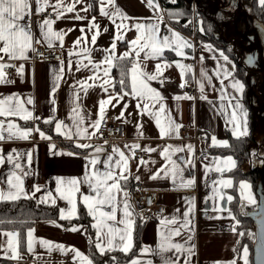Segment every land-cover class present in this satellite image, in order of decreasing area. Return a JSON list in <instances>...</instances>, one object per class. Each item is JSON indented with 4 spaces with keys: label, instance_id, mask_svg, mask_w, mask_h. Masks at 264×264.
Masks as SVG:
<instances>
[{
    "label": "crops",
    "instance_id": "crops-1",
    "mask_svg": "<svg viewBox=\"0 0 264 264\" xmlns=\"http://www.w3.org/2000/svg\"><path fill=\"white\" fill-rule=\"evenodd\" d=\"M48 2L50 5L58 4V0H48ZM231 2L232 0H218L222 7L225 4V10L228 9V5H231ZM30 3L31 15H26L20 23L31 28L33 35L32 48L37 40L40 41L42 46L49 47L41 33L43 21L49 19L53 22V31L63 33L62 42L60 39L53 37V46L49 47L54 51L60 52L62 59L48 63L39 60L34 61L32 58L33 50L28 51V59H9L7 55L0 53V57H3L0 63L13 65L11 67L15 70L14 79L7 80L10 83H0V99L14 96L16 99L10 101L13 106L19 105L23 109L32 112L33 117L41 118L25 121L19 116H0V121H3L5 128L3 134L4 136L8 135L6 131L7 124L12 122L20 129H33L38 126L40 130L50 137L43 126L46 124L43 120L51 118L54 131L56 122L62 121L65 125L71 127V131L75 132L74 119H82L83 124L81 127H87L90 133L96 132V135L90 140L78 139L75 136L72 139H67L55 132L59 136L57 140L53 138L42 139L39 133L33 131L28 139L0 140V155L4 158L3 163H0V189L7 190L10 178L14 184L22 182V187L32 199L39 202L42 198L47 197V202L44 204H53L51 201L55 200L59 215L61 216V210H63L64 215L68 217L72 205L66 199L60 198V193L56 191L57 180L76 179L80 181L77 185L79 193H73L76 213L71 218L63 219L73 220L78 216L79 202L81 201L85 205L80 194L95 195V193H91L88 184L84 183L86 172L94 181L100 179L95 177L93 173L95 169L104 170L103 162L108 155L112 154L114 146L124 151L126 155H130L129 149L124 146L126 144H139L141 148H152L155 151H142L146 154L145 158L135 154L134 158L128 162L126 175L128 179H132L133 187L158 191L160 201L166 206V213L158 216L151 214L141 217L139 209L129 203L127 198V202L130 204V211L133 213L131 219L134 221L131 228L132 246L127 252L115 251L130 253L134 248L137 215L141 218L144 228L141 233V247L126 264H131L132 260H137L138 264H149V262L150 264H164L166 258L176 259L178 254L175 250L163 254L158 252V246L163 242L164 234L170 235L172 242L182 244L185 249L192 248L191 264H231L233 261L235 264H244L243 250L239 253L236 251L241 236L239 233L241 232L239 230V221L230 207L232 201L227 202L226 205L229 211H214L215 208L225 205L227 196H232L230 190L234 185V181L233 178L228 176V173L236 167V160L232 157L235 161V166H233L226 159L230 156H217L209 151L212 147L224 146L219 142H227V132L233 135V124L229 120L234 108L228 105L227 99L221 100V79H223L225 90L234 95L243 105L247 115L240 114L238 122L246 125V135L250 131L248 110L244 101L245 85L234 74L236 66L234 60L227 56L230 63H226L220 56L222 51L210 43H204L201 49H197V44L191 35L169 23L159 0H153L152 7H149L148 0H115V6L128 17V19L124 20L119 17L102 16L100 14L99 0H79V3H75V0H63L65 6L75 3L73 12H63L62 7L59 9L46 7L43 12L37 13L35 0H30ZM57 10L63 12L59 17L56 14ZM106 10L112 12L115 9L108 7ZM45 12H48L52 17L46 16ZM77 15L83 17V19H77ZM93 18H95L94 23L99 26V34L96 36L95 44L92 43V37L97 32V29L92 26ZM137 23L146 25L158 24L161 37L164 35L171 37L172 32L169 31L171 29L187 41V45L183 48L186 53L185 57H179L174 51L169 49H165L158 59L145 60L144 53L141 52L140 54L141 65H146L144 70L148 73H154L158 63L162 66L168 65L167 67H162L160 79H163V84L157 81H151L150 83L164 97L163 103L167 113L182 127L178 130L179 138H169L168 136L161 138L155 120L150 118L148 114L141 115L138 111V100L130 95L124 96L119 103L113 100L112 104L105 106V116L106 119L120 116L121 110L127 104V109L124 111V119L127 122L125 123L121 120L126 125V139L107 143L100 140L99 132L90 127V125L99 118V101L108 99L110 93L115 95L121 92L115 91L109 85H105L108 88V92H105L99 86L104 77V69L107 67V64L102 63V61L109 55L108 50L111 49L114 41L116 47L112 53L115 57L113 64L117 59H121L124 52L130 50V42L136 39L138 35L134 27ZM121 24L123 27L118 29L117 25ZM81 29H84V31L81 32ZM118 32L121 36L120 39H116ZM81 37H83L81 44L74 47V41ZM206 46H210L211 50ZM69 53H72V55H69ZM166 53H170L174 60L164 59L163 56ZM134 56L135 53L133 52L128 58L133 59ZM88 57L91 58L93 63L100 65L99 69L94 68L89 63ZM189 57L193 58V62L185 63L184 59ZM61 61H63V71H61ZM69 61H71V64H69ZM77 61H80L79 71H77ZM177 62L191 66L190 71H185L183 82L184 84L191 82L196 92L187 93L180 87L182 83L181 69L176 66ZM84 65H87V67H84ZM21 67L23 68L22 73L18 71ZM223 68L230 72V76L227 79L223 76L217 78V73L221 72ZM0 71H3V69H0ZM202 72L206 74L207 78H202ZM57 75L61 76V79L56 82L59 86L53 94L52 89ZM93 76L97 78L95 80L88 79ZM110 77L113 84L112 70ZM209 79L211 83H209ZM233 80H238L243 84L242 92H237L231 87ZM77 81H86V85L93 86H85V91ZM201 83L204 85L203 93L200 88ZM78 89L79 98H77ZM126 91L131 92L130 75L129 86ZM176 96H187L193 99L176 100L174 98ZM29 99L32 100L31 104L28 103ZM53 99H55V104L51 102ZM148 103L151 104L150 101ZM235 103L236 100H233L232 104L234 105ZM141 106L143 107V102ZM74 108L77 109L76 113L73 112ZM158 108L159 105L157 104L156 109L153 110H158ZM165 115L161 114L162 123L165 122ZM137 125H142L139 131ZM183 127L189 129L192 134L200 133L208 136V141L196 145L193 142L182 140L180 130ZM61 131L65 132L68 129L62 127ZM140 133H143L142 137ZM213 137L218 141L216 145H213ZM62 141L74 144L77 141L79 143H90L95 146H103L105 150L96 154L99 156L100 162L90 166L86 157L94 152V148L86 154L54 155L53 152L75 153L62 146ZM51 145H55V148L52 149ZM169 145L172 146L169 150L171 158L180 164V169L178 170L180 174L176 175L175 182L171 175V165L165 159L167 154L162 155V150ZM188 145H192L191 152L187 148ZM177 148H181L183 151H175ZM202 152L208 154V159L197 161L198 156ZM10 154L13 156L11 161L7 159ZM116 159H119V157L114 156V161ZM141 159L147 163L140 164ZM17 163L21 165V168L15 167ZM166 165L168 175H165V172H159V176L156 179L151 178L152 175L165 168ZM218 168L223 170L217 171ZM116 172L119 173L120 169H116ZM17 177L20 179L17 180ZM136 177H139V181H137ZM189 179H194V184L181 187V182L186 183ZM222 180H231L232 184L230 186H222L220 184ZM124 181L126 180L120 181L121 187ZM109 183L111 182L109 181ZM241 183L250 185V189L243 190V199L241 197ZM37 187H39L40 191H35ZM67 187L66 183L61 185V191H65ZM113 191L115 192V190ZM237 191L243 205L254 204L248 199L249 194L254 199L252 185L249 182H240ZM32 193H34V196H32ZM49 193H51V196H48ZM218 193L225 195V201L219 199ZM125 199L123 192L116 193L118 202L116 204L117 221L123 218V203ZM245 200H247V204ZM98 207L101 211H111L108 205ZM185 212H188V216L184 215ZM90 217L92 218V225L101 219L99 212L96 213V219H93L92 216ZM162 219L165 220L163 224L161 223ZM117 221H107V224H115L118 228H124V225L117 223ZM167 221L175 222L167 223ZM234 225L236 226L235 230H233ZM73 226H79L80 230L71 231L70 229ZM73 226L64 227L55 221L36 223L34 227L30 228L33 230V251L29 252L27 248V231L25 250L21 251L20 245H18L19 258L16 259L9 258L12 256V251L7 250L9 238L0 235V264H81L80 258L75 257L72 249L78 250L92 260L89 251L88 227L82 225ZM177 229L180 234L173 235L172 232ZM92 230L96 241V229L92 227ZM101 231L102 234L107 233L108 228L103 227ZM0 232L5 231L0 230ZM118 239L119 236L117 235L114 243L118 242ZM40 241H47L51 244V251H49L47 245H41ZM101 242L106 245V240ZM58 245L63 246V250L58 249L56 247ZM186 257V252L180 254V264H184ZM248 260L249 264H251L249 251Z\"/></svg>",
    "mask_w": 264,
    "mask_h": 264
},
{
    "label": "snow or ice",
    "instance_id": "snow-or-ice-1",
    "mask_svg": "<svg viewBox=\"0 0 264 264\" xmlns=\"http://www.w3.org/2000/svg\"><path fill=\"white\" fill-rule=\"evenodd\" d=\"M172 2H175V0H172ZM36 3V12L40 13L45 10L46 7H53L54 9L63 8V12H73L75 9V3H79V0H75V3L71 5L65 6L63 3V0H58L57 5H50L48 0H35ZM100 4V14L102 16H111V17H119L121 20L128 19V17L118 8L115 6V0H99ZM149 7L153 6V0H148ZM259 5L261 7H264V0H259ZM108 7H113L115 10L112 12L107 11L106 9ZM87 10V9H85ZM62 11L57 10L56 14L59 17L63 14ZM31 15V3L30 0H0V53H4L7 55L9 59H28V51L33 50L32 43H33V35L31 32L30 26L26 27L24 24L20 23V21L24 20L25 16ZM77 19H83V17H80L79 15L76 16ZM95 18H93V27L97 29V32L92 37V43L95 44L96 36L99 34V26L94 23ZM52 21L49 19H46L43 21V24L41 25V33L44 36L45 41L48 43L49 47L53 46L52 38H58L63 40V33L62 32H54L52 29ZM46 26V30H45ZM123 25H117V28H122ZM138 35L136 39L132 40L129 44V51H126L123 53V56L121 59L128 58L132 55V53H135V56L133 58L132 67L128 71V75H130L131 79V92H128L124 88V79L123 76L125 73H121L122 79L119 81L121 85V93H117L115 95L109 94L108 99H101L99 101V118L95 121H93L90 125L93 129L99 130V127L103 121H105L106 116V109L105 106L112 104L113 100H116L117 103H119L121 100H123L124 96H131L134 99L138 100L137 103V109L143 114H148L150 118L155 120L156 126L159 129L161 138H164L165 136H168L169 138H179L178 137V130L182 125L176 123L172 118L171 115L167 113V109L165 107V104L163 103L164 97L161 95V93L153 88L151 86V81H157L161 84H163V79H160L162 76V67H167L168 65H161L158 63L156 65V70L154 73H148L144 69L146 68V65H141L140 62V54L141 52L144 53V59H158L164 52L165 49H169L171 51H174L175 54L179 57H185L186 53L183 51L184 46L187 45V41H185L178 33L173 32L171 29H169L170 32H172V36L159 35V25L158 24H142L137 23L134 25ZM84 29H81V32H83ZM107 31V29H105ZM202 31V29H201ZM121 36L118 32L116 39H120ZM174 38V39H173ZM83 37L78 38L76 41H74V47L76 45H80ZM36 43H40L39 40L36 41ZM116 47L115 41L113 42L111 49L109 51V55L104 58L102 63L107 64V67L104 69V77L102 78V83L99 85L105 92H108V88L105 87V85H109L110 87L114 88L115 85L111 83V77L110 73L112 70V67L114 66L113 62L115 60L114 55L112 53L114 52ZM210 50V46H206ZM69 55H72V53H69ZM221 58L226 62L230 63L228 60V57L224 55L223 52L220 53ZM3 57H0V60H2ZM89 63L92 64L94 68L99 69L100 65L95 64L92 62L91 58L88 57ZM248 62L251 64L254 62L253 57H248ZM69 64H71V61H69ZM13 65H8L5 63H0V69H3L5 67H11ZM176 66L181 69V79L182 83L180 85L181 88L184 87V73L185 71H190L191 66L183 65L179 62L176 63ZM84 67H87V65H84ZM70 70V69H69ZM80 70V61H77V71ZM19 72H23V68L21 67L18 69ZM61 71H63V61H61ZM202 78H207L205 73H201ZM220 76H223L225 79H227L230 76V72L223 68L221 72L217 73V78H220ZM5 74L3 71H0V83H10V81H7L5 78ZM97 77H89L88 79L95 80ZM61 79V76L57 75L55 78L54 86L52 89L53 94L55 93L56 89L58 88V82ZM78 84L81 85L82 88L86 91V87H92L93 85H86V81H77ZM209 83H211V80L209 79ZM75 87V86H73ZM231 87L235 89L237 92L243 91V84H241L238 80H233L231 82ZM201 92L203 93L204 85L203 83L200 84ZM77 98H79V89L77 90ZM176 100L180 99H193L192 97L187 96H176L174 97ZM202 98H204L202 96ZM13 99H16L14 96H9L5 99H0V116H19L21 119L27 121L29 119H41L40 117H33L32 112L27 111L26 109H23L19 105L13 106L10 101ZM228 100V105L234 108V111L231 114L229 122L233 124L232 133L233 136L236 138H239L242 135H246L247 129L246 125L239 121V115L242 114L244 116L247 115L246 111L243 108V105L239 102V100L232 94L228 93L225 90L223 79H221V100ZM236 100V103L233 105L232 101ZM148 101L151 102V104L148 103ZM52 104H55V99H53ZM143 102V107L141 106V103ZM28 103H32V100L29 99ZM159 105L158 110L156 109V105ZM115 107V105H113ZM127 109V104L124 105V108L121 110L120 116L116 117L117 120H123L125 123L127 122L124 119V111ZM73 112L76 113L77 109L74 108ZM165 115V122H161V114ZM46 124H51L53 120L51 118L43 120ZM83 124V120H75L73 122V126L75 127V132L71 131V127L68 125H65L62 121L56 122L55 124V132L57 134L63 135L67 139H72L74 136L78 139H92L93 136L96 135V132H89L87 127L82 128L81 125ZM66 128L68 131L62 132L61 129ZM142 127V125H137V129ZM4 123L3 121H0V140H11V139H28L29 136L33 131L39 133L40 137L42 139H50L51 137L47 136L42 130L39 129L37 126L33 129H20L16 124L9 122L7 124V136H4ZM140 136H143V133H140ZM213 145H216L218 141L215 137L212 138ZM223 144L224 146H227V142H219ZM75 147L81 148V149H88V148H94V152L90 153L86 159L88 160V164L90 166H94L100 162L99 156L96 154L103 152L105 149L103 146H95L90 143H79L78 141L74 144ZM52 149L55 148V145L50 146ZM125 148L129 149L130 155H126L124 151L120 150L118 147H113L112 154L108 155L107 158L104 160V170L101 171L100 169H95L93 175L95 177H99L100 179L93 180L92 177H90L87 172L85 174L84 183L88 184V187L91 191V193H95V195H84L80 194L83 197V201L85 203V206L88 209V214L93 217V219H96V213L99 212V216L101 219L97 220V223H94L92 227L96 229V241H94L95 248L99 251L101 255H104L106 251H115V250H121L124 252H127L131 248V228L134 223V221L131 219L133 216L132 211H130V204L127 202V197L129 196L128 192L124 189H122L120 185L121 180H127L128 176L126 175V171L128 170V162L130 159H133L135 156V151L137 149L144 151V152H151L155 151V149L152 148H141L139 144H132L128 145L126 144L124 146ZM172 148L171 145L165 147L162 150V155H165V159L168 161V164L171 165V175L173 178V181L175 182L176 175L180 174V164L171 158L170 149ZM189 152L192 151V145L187 146ZM15 151V150H14ZM175 151H183L181 148L175 149ZM53 154H60V155H77V153H63V152H53ZM114 156H118L119 159H116L114 161ZM3 156L0 155V163H3ZM7 159L11 161L13 159V156L10 154L8 155ZM228 162H230L233 166H235V161L232 157L226 158ZM147 162L143 159L140 160V164H146ZM16 168H21V165L19 163L15 164ZM116 169H120V172L117 173ZM223 169L218 168L217 171H222ZM159 172H165V175H168V169L167 165L165 168L160 169L156 174L152 175V179H156L159 176ZM20 178L17 177V180ZM137 181H139V177H136ZM109 181L111 183H109ZM67 184L68 187L65 191H61V185ZM80 183V181L76 179H69L67 181H64L62 179L57 180V189L56 191L60 193L61 199H66L70 205H72V208L69 212V216L66 217L64 215V211L61 210V216L60 219H66L71 218L75 216L76 213V205L73 202V193H79V188L77 185ZM194 184V179H189L187 182H181V187L185 186H191ZM220 184L222 186H230L232 184L231 180H222L220 181ZM241 197L244 198V191L245 189H250V185L246 183H241ZM115 190V192L113 191ZM35 191H40L39 187L35 189ZM123 192L124 197L126 198L123 203V218H121L119 221H117V207L116 204L118 203L116 200V193ZM32 196H34V193H32ZM48 196H51V193L48 194ZM219 199L221 201H225V195L223 193H218ZM20 198H32L28 192L24 190L21 183L14 184L12 179L10 178L8 180V188L7 190L0 189V201H14L18 200ZM233 199L232 196L226 197V203L224 206H219L214 209V211L224 212L229 211L227 208V202H231ZM249 201L251 203H255V201L251 198V195L249 194L248 197ZM40 203L47 202V197L42 198ZM53 204H55V200L51 201ZM102 205H108L111 208V211H101L98 206ZM185 216H188V212H185ZM231 215V214H230ZM234 219V217H232ZM107 221H117V223L124 225V228H118L115 226V224L109 225L107 224ZM175 221H167V223H174ZM161 223H165V220H161ZM259 224H260V237L258 240V248H257V257L256 261L257 264H264V213H262L259 217ZM103 227L108 228V232L102 234L101 229ZM235 225L233 226V230H235ZM71 231H79V226H73ZM173 235H179V230H174L172 232ZM0 235L7 236L9 239L7 241L8 249L12 251V256L9 257L11 259L19 258V253L17 251V247L19 245V233L15 231H5L0 232ZM117 235L119 236L118 242L114 243L116 241ZM239 235L243 236L244 233H239ZM252 238H256L255 234H249ZM28 236V243L27 248L29 252L33 251V230L29 229L27 232ZM106 240V245L103 244L101 241ZM41 245H47L49 248V251L52 249V245L49 244L47 241H40ZM58 249L63 250V246H56ZM175 250V252L178 254L177 258L172 259H165L164 264H180V254L187 253V257L184 259V264H191V256L193 255L192 248L185 249L184 246L180 243H174L171 240V236L168 234H164L163 236V242L158 246V252L159 254H163L165 252H169ZM72 251L75 253V257H79L81 264H93V261L86 255L80 253L76 249H72ZM147 251V250H146ZM243 261L244 264H249L248 260V248L245 246L243 248ZM131 264H138L137 260H132ZM150 264V262H149ZM231 264H235V262H231Z\"/></svg>",
    "mask_w": 264,
    "mask_h": 264
},
{
    "label": "trees",
    "instance_id": "trees-1",
    "mask_svg": "<svg viewBox=\"0 0 264 264\" xmlns=\"http://www.w3.org/2000/svg\"><path fill=\"white\" fill-rule=\"evenodd\" d=\"M165 12V16L169 23L175 28L192 35V27L196 31V38L199 43H210L217 49L222 51L226 56L230 57L235 62V75L245 85L244 101L248 110L250 131L247 135L234 137L227 132V146L212 147L209 151L217 156H230L236 160V167L228 173V176L233 178V187L230 193L233 197L231 202V210L236 215L239 221V230L244 233L240 236L236 251L239 253L247 246L250 261L253 264V243L254 238L249 234H254L253 221L245 217V214L255 209L258 204V195L256 193L258 182L260 181V173L257 170L250 169L252 149H257V143L254 137L255 125L257 119L254 101H251L252 90L248 85V72L242 65L241 57L238 51L243 49V34L249 37H254L258 40V25L264 28V7L259 5V0H235L236 8H230V11L223 9L222 4L218 0H198L197 8L192 9L191 0H159ZM231 5H228V8ZM230 24L234 29V36L228 39L224 35V26ZM202 29V31H201ZM164 59L174 60L170 53L163 56ZM133 59H117L112 69V80L115 85V91L121 92L119 81L122 79L121 73H125L124 88L129 86L128 71L132 67ZM50 137L59 139V136L53 129V124L43 125ZM207 136V141H208ZM61 145L75 152L86 154L92 151L93 148L81 149L74 146V143L62 141ZM249 170V171H247ZM242 181H247L252 185L254 205L245 206L240 201L237 187ZM122 188L131 195L137 188L133 187L132 179H127L122 182ZM137 223L135 228L134 248L130 253H122L120 251H106L101 255L95 248L94 231L92 230V218L84 204L80 201L78 204V216L73 220L60 219L59 209L56 204L40 203L32 198H21L14 201H0V230L16 231L19 233V245L21 251L26 247V232L34 227L36 223L42 221H55L64 227L73 225H82L88 227V236L90 240V255L94 264H126L132 256L141 247V233L144 228L141 218L137 215Z\"/></svg>",
    "mask_w": 264,
    "mask_h": 264
},
{
    "label": "built area",
    "instance_id": "built-area-1",
    "mask_svg": "<svg viewBox=\"0 0 264 264\" xmlns=\"http://www.w3.org/2000/svg\"><path fill=\"white\" fill-rule=\"evenodd\" d=\"M197 3L198 0H191L192 9L194 11L197 8ZM45 14L46 16L52 17V15H50L48 12H45ZM188 28L193 31L191 36L194 42L197 44V49H201L203 44L197 41L195 29L192 27H186V29ZM33 49L34 51H32V58L34 61L39 60L48 63L60 61L62 59V54L60 52L54 51L49 47L42 46L41 43H35ZM184 62L191 63L193 62V58H185ZM3 73L5 74L4 78H6V80L14 79L15 70L12 67L3 68ZM182 90L187 93L196 92L191 82H186ZM98 132L100 135V140L107 143L124 141L126 139L125 123L121 120H117L114 117L105 119V121L101 123ZM180 137L182 140L193 142L196 145L205 143L207 141L206 135L200 133L192 134L186 127H183L180 130ZM135 154L141 158L146 157V154L139 149L135 151ZM208 157L209 156L206 152H202L198 156L197 161H205L208 159ZM129 200L137 209H139L138 211L141 217H146L151 214L158 216L166 213V206L160 201L158 191L139 188L130 195Z\"/></svg>",
    "mask_w": 264,
    "mask_h": 264
},
{
    "label": "water",
    "instance_id": "water-1",
    "mask_svg": "<svg viewBox=\"0 0 264 264\" xmlns=\"http://www.w3.org/2000/svg\"><path fill=\"white\" fill-rule=\"evenodd\" d=\"M234 4L233 5L236 8L237 7L236 1H234ZM230 8L231 7L226 9V11H230ZM257 27H258V31L262 34V39L264 42V28L261 27L260 25H258ZM261 48L263 51L262 53H263V58H264V44L263 43H262ZM250 56L253 57L254 62H256V63L259 62L258 50H253L250 54L245 53L241 62H242V65L247 70L251 68V64L248 62V57H250ZM253 150L254 149H252L250 151L251 155L253 153ZM249 167L252 170H257L261 175L260 181L258 182L257 189H256V193L258 195V204H257L255 209H252L245 214L246 218H249L253 221V230H254V234L256 236L254 243H253V264H257L256 257H257L258 240H259L260 233H261L260 224H259V217L262 213H264V159H263V164H261L259 162L258 155L252 156L251 164ZM247 171H249V170H247Z\"/></svg>",
    "mask_w": 264,
    "mask_h": 264
},
{
    "label": "flooded vegetation",
    "instance_id": "flooded-vegetation-1",
    "mask_svg": "<svg viewBox=\"0 0 264 264\" xmlns=\"http://www.w3.org/2000/svg\"><path fill=\"white\" fill-rule=\"evenodd\" d=\"M234 1L235 0H232V2L230 3L231 6H229V7L235 8L234 7V5H235ZM258 34H260L262 36V34L259 31H258ZM242 38H243V49L238 51L239 56L241 57V60H242L245 53L250 54L253 50H258L259 58L262 61L261 64L253 62V63H251V68L248 70L246 69L248 72V83L250 84L251 82L253 83L256 81L259 84L258 85L259 91L261 93H264V58H263V53H262L263 51L261 48L262 43H261V41L256 42L254 37H249L247 34H243ZM252 88L249 87V89H252ZM263 101H264V97H263ZM254 155H258L259 162L261 164H263L264 152H261L257 148L255 150H253L251 157Z\"/></svg>",
    "mask_w": 264,
    "mask_h": 264
},
{
    "label": "rangeland",
    "instance_id": "rangeland-1",
    "mask_svg": "<svg viewBox=\"0 0 264 264\" xmlns=\"http://www.w3.org/2000/svg\"><path fill=\"white\" fill-rule=\"evenodd\" d=\"M234 33H235L234 29L229 23L224 26V35L226 38L232 39L234 36ZM258 40L264 44L262 36L260 34H258ZM258 63L259 64L262 63L260 58H259ZM248 85L250 88L253 87L251 89L252 90L251 100L254 101V108L256 109V113H257L254 137L257 143L258 150H260L261 152H264V101H263L264 93H261L259 91V88H258L259 84L256 81L253 83L251 82L250 84L248 83ZM127 198H128V202L131 203L129 200V196ZM253 200L255 201V203H257L255 198ZM245 202L246 204L248 203L247 200H245Z\"/></svg>",
    "mask_w": 264,
    "mask_h": 264
}]
</instances>
